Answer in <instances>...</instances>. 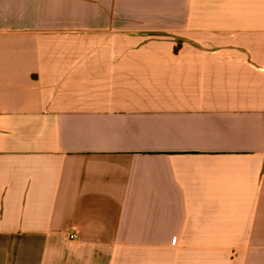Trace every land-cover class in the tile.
Returning a JSON list of instances; mask_svg holds the SVG:
<instances>
[{
    "label": "crops",
    "instance_id": "crops-1",
    "mask_svg": "<svg viewBox=\"0 0 264 264\" xmlns=\"http://www.w3.org/2000/svg\"><path fill=\"white\" fill-rule=\"evenodd\" d=\"M0 264H264V0H0Z\"/></svg>",
    "mask_w": 264,
    "mask_h": 264
},
{
    "label": "built area",
    "instance_id": "built-area-1",
    "mask_svg": "<svg viewBox=\"0 0 264 264\" xmlns=\"http://www.w3.org/2000/svg\"><path fill=\"white\" fill-rule=\"evenodd\" d=\"M70 237L73 238V239L76 238V237H77V233H76V232H72V233L70 234Z\"/></svg>",
    "mask_w": 264,
    "mask_h": 264
}]
</instances>
